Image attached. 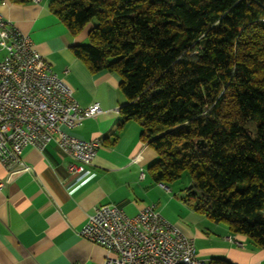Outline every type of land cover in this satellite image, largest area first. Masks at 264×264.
Wrapping results in <instances>:
<instances>
[{"label":"trees","instance_id":"16d2710c","mask_svg":"<svg viewBox=\"0 0 264 264\" xmlns=\"http://www.w3.org/2000/svg\"><path fill=\"white\" fill-rule=\"evenodd\" d=\"M26 3L32 0H10ZM74 53L117 73L158 182L264 245V0H52ZM229 263V262H226Z\"/></svg>","mask_w":264,"mask_h":264},{"label":"crops","instance_id":"0c3cea01","mask_svg":"<svg viewBox=\"0 0 264 264\" xmlns=\"http://www.w3.org/2000/svg\"><path fill=\"white\" fill-rule=\"evenodd\" d=\"M52 0L16 3L0 0V14L28 34L52 69L74 89L82 106L100 103L102 112L69 129L101 145L86 177L69 172L75 161L55 142L43 150L23 148L31 171H9L0 162V264H103L107 250L79 234L95 206L120 204L127 214L155 204L156 209L194 239L207 264H264V245L214 221L183 198L175 182L156 181L149 166L156 151L142 138V123L123 121L127 102L117 73H93L74 53L86 43L88 30L73 34L50 10ZM239 243H243L240 245ZM229 262V263H226Z\"/></svg>","mask_w":264,"mask_h":264},{"label":"built area","instance_id":"2783aa9c","mask_svg":"<svg viewBox=\"0 0 264 264\" xmlns=\"http://www.w3.org/2000/svg\"><path fill=\"white\" fill-rule=\"evenodd\" d=\"M101 112L98 102L82 106L73 87L52 69L32 38L0 14V162L9 171H31L21 157L26 146L43 150L55 142L75 160L69 172L86 177L85 166L94 163L101 142L75 136L69 129ZM79 234L106 248L103 264H207L194 239L155 204L129 215L118 203H101Z\"/></svg>","mask_w":264,"mask_h":264},{"label":"rangeland","instance_id":"374dc122","mask_svg":"<svg viewBox=\"0 0 264 264\" xmlns=\"http://www.w3.org/2000/svg\"><path fill=\"white\" fill-rule=\"evenodd\" d=\"M178 186H180L182 189L190 184V177L189 175L185 172L179 178L178 180L174 181Z\"/></svg>","mask_w":264,"mask_h":264},{"label":"bare ground","instance_id":"6f19581e","mask_svg":"<svg viewBox=\"0 0 264 264\" xmlns=\"http://www.w3.org/2000/svg\"><path fill=\"white\" fill-rule=\"evenodd\" d=\"M184 264H195L193 261H185Z\"/></svg>","mask_w":264,"mask_h":264}]
</instances>
